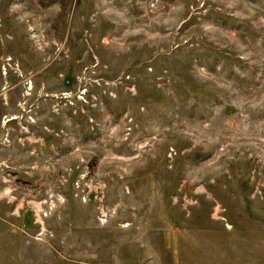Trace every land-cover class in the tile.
Returning <instances> with one entry per match:
<instances>
[{
  "label": "rangeland",
  "instance_id": "1",
  "mask_svg": "<svg viewBox=\"0 0 264 264\" xmlns=\"http://www.w3.org/2000/svg\"><path fill=\"white\" fill-rule=\"evenodd\" d=\"M0 264H264V0H0Z\"/></svg>",
  "mask_w": 264,
  "mask_h": 264
}]
</instances>
